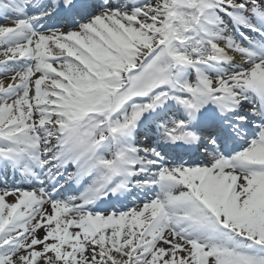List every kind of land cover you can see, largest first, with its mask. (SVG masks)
Masks as SVG:
<instances>
[{
  "label": "snow or ice",
  "instance_id": "1",
  "mask_svg": "<svg viewBox=\"0 0 264 264\" xmlns=\"http://www.w3.org/2000/svg\"><path fill=\"white\" fill-rule=\"evenodd\" d=\"M0 264H264V0H0Z\"/></svg>",
  "mask_w": 264,
  "mask_h": 264
},
{
  "label": "bare ground",
  "instance_id": "2",
  "mask_svg": "<svg viewBox=\"0 0 264 264\" xmlns=\"http://www.w3.org/2000/svg\"><path fill=\"white\" fill-rule=\"evenodd\" d=\"M11 178V177H10Z\"/></svg>",
  "mask_w": 264,
  "mask_h": 264
},
{
  "label": "rangeland",
  "instance_id": "3",
  "mask_svg": "<svg viewBox=\"0 0 264 264\" xmlns=\"http://www.w3.org/2000/svg\"><path fill=\"white\" fill-rule=\"evenodd\" d=\"M10 199V198H9Z\"/></svg>",
  "mask_w": 264,
  "mask_h": 264
}]
</instances>
